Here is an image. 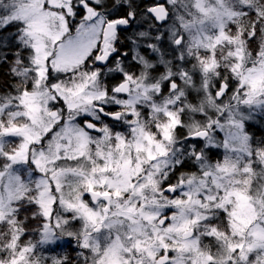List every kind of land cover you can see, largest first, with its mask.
<instances>
[{
	"label": "snow or ice",
	"instance_id": "1",
	"mask_svg": "<svg viewBox=\"0 0 264 264\" xmlns=\"http://www.w3.org/2000/svg\"><path fill=\"white\" fill-rule=\"evenodd\" d=\"M0 264H264V0H0Z\"/></svg>",
	"mask_w": 264,
	"mask_h": 264
}]
</instances>
